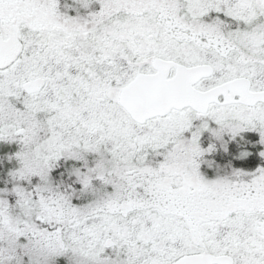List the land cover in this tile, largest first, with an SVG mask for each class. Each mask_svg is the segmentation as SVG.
Segmentation results:
<instances>
[{
  "label": "snow or ice",
  "instance_id": "6c2138e0",
  "mask_svg": "<svg viewBox=\"0 0 264 264\" xmlns=\"http://www.w3.org/2000/svg\"><path fill=\"white\" fill-rule=\"evenodd\" d=\"M0 264H264V0H0Z\"/></svg>",
  "mask_w": 264,
  "mask_h": 264
}]
</instances>
